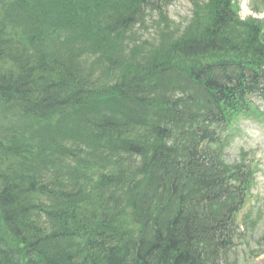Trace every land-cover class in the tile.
I'll return each instance as SVG.
<instances>
[{
	"label": "trees",
	"instance_id": "trees-1",
	"mask_svg": "<svg viewBox=\"0 0 264 264\" xmlns=\"http://www.w3.org/2000/svg\"><path fill=\"white\" fill-rule=\"evenodd\" d=\"M157 1L0 0V264H218L231 243L240 174L201 143L264 96L261 28L230 0L175 27Z\"/></svg>",
	"mask_w": 264,
	"mask_h": 264
},
{
	"label": "rangeland",
	"instance_id": "rangeland-1",
	"mask_svg": "<svg viewBox=\"0 0 264 264\" xmlns=\"http://www.w3.org/2000/svg\"><path fill=\"white\" fill-rule=\"evenodd\" d=\"M260 4L259 0H243L241 3V12L243 18L249 16H254L252 7L255 4ZM191 3L187 0H176L173 5L170 6V16L172 19L177 20L178 23H182L184 26L187 24L191 18ZM261 6V5H260ZM256 17L262 19L264 18V7L261 14H255ZM180 27V25L178 26ZM255 103L258 105L261 112H264V101L260 98L254 99ZM238 131L227 132L229 144L223 150V153L230 164L237 163L241 161L243 156L247 155V159L253 162V167L256 174V182L253 187V199L256 209L260 206L262 208V215L264 216V117L261 119H256L254 116L241 117L238 121ZM255 219V218H253ZM250 220V217H249ZM247 222V221H246ZM249 227V237L248 242L250 244L247 249L248 261L245 264H264V248H258V241L264 237V219L260 218L257 221L256 226ZM247 243L239 247L241 255H243V249L247 247ZM258 248L257 252L253 254L250 253L249 249Z\"/></svg>",
	"mask_w": 264,
	"mask_h": 264
}]
</instances>
